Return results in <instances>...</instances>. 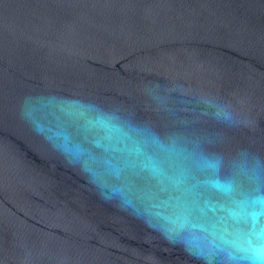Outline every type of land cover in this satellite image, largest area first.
Returning a JSON list of instances; mask_svg holds the SVG:
<instances>
[{"label": "water", "instance_id": "95a60500", "mask_svg": "<svg viewBox=\"0 0 264 264\" xmlns=\"http://www.w3.org/2000/svg\"><path fill=\"white\" fill-rule=\"evenodd\" d=\"M264 0H0V264H264Z\"/></svg>", "mask_w": 264, "mask_h": 264}, {"label": "snow or ice", "instance_id": "6c2138e0", "mask_svg": "<svg viewBox=\"0 0 264 264\" xmlns=\"http://www.w3.org/2000/svg\"><path fill=\"white\" fill-rule=\"evenodd\" d=\"M256 259H258L260 261H264V255H259L256 257Z\"/></svg>", "mask_w": 264, "mask_h": 264}]
</instances>
